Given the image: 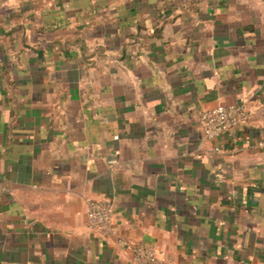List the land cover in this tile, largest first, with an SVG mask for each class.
Wrapping results in <instances>:
<instances>
[{
  "label": "crops",
  "instance_id": "1",
  "mask_svg": "<svg viewBox=\"0 0 264 264\" xmlns=\"http://www.w3.org/2000/svg\"><path fill=\"white\" fill-rule=\"evenodd\" d=\"M119 240L264 264V0H0V264H132Z\"/></svg>",
  "mask_w": 264,
  "mask_h": 264
},
{
  "label": "built area",
  "instance_id": "2",
  "mask_svg": "<svg viewBox=\"0 0 264 264\" xmlns=\"http://www.w3.org/2000/svg\"><path fill=\"white\" fill-rule=\"evenodd\" d=\"M249 119V111L243 103L218 105L203 111L199 115L202 134L208 141H214L225 133L245 125ZM217 150V149H216ZM114 208L108 200H86L85 218L89 231L100 236L111 234ZM122 250L131 248L132 264H163V260L155 247L146 242L130 244L119 240Z\"/></svg>",
  "mask_w": 264,
  "mask_h": 264
}]
</instances>
